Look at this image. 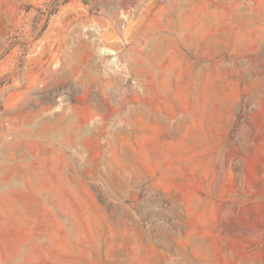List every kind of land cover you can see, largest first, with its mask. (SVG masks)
Instances as JSON below:
<instances>
[{
	"label": "rangeland",
	"instance_id": "1",
	"mask_svg": "<svg viewBox=\"0 0 264 264\" xmlns=\"http://www.w3.org/2000/svg\"><path fill=\"white\" fill-rule=\"evenodd\" d=\"M0 264H264V0H0Z\"/></svg>",
	"mask_w": 264,
	"mask_h": 264
}]
</instances>
